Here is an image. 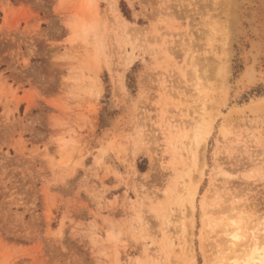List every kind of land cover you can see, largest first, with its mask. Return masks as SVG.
<instances>
[{
  "label": "rangeland",
  "instance_id": "rangeland-1",
  "mask_svg": "<svg viewBox=\"0 0 264 264\" xmlns=\"http://www.w3.org/2000/svg\"><path fill=\"white\" fill-rule=\"evenodd\" d=\"M260 2L0 0V264L264 257Z\"/></svg>",
  "mask_w": 264,
  "mask_h": 264
},
{
  "label": "bare ground",
  "instance_id": "bare-ground-1",
  "mask_svg": "<svg viewBox=\"0 0 264 264\" xmlns=\"http://www.w3.org/2000/svg\"><path fill=\"white\" fill-rule=\"evenodd\" d=\"M230 1V0H229ZM240 1H244V0H240ZM238 2V1H237ZM230 3V2H229ZM238 5V4H237ZM229 7H230V12L233 10V2H232V4H231V6L229 5ZM223 8V7H222ZM239 8V7H238ZM232 9V10H231ZM237 10H239V9H237ZM240 12V11H239ZM242 12H243V10H242ZM228 13H229V11H228ZM234 13V12H233ZM233 13H232V16H233ZM237 13H238V11H237ZM238 15V14H237ZM227 16V15H226ZM247 16V15H246ZM234 17V16H233ZM242 17H244V15L242 16ZM258 20H257V22H256V26L254 27V29H255V37H257V41H256V43L254 44L255 46V53L252 55V57H251V60L249 61V64L247 65V63H246V65H247V67H245L246 69H245V71H246V76H248L250 79L251 78H254V76H257L254 72H257L258 71V67H259V65H260V63H261V60H260V56L262 55V56H264V3L263 2H260V14H259V17L257 18ZM232 20V19H231ZM237 20V19H236ZM241 20H238V22L237 23H239ZM242 21H243V19H242ZM244 22V21H243ZM244 24V23H243ZM246 24V23H245ZM232 25H233V21H232ZM235 27H236V25H235ZM242 27H244V26H242ZM236 28H239L238 26L236 27ZM236 28H235V30H236ZM234 30V31H235ZM240 31H241V29H240ZM229 33H230V31H229ZM242 33V32H241ZM237 34H239V33H237ZM245 35V34H244ZM214 36V35H213ZM234 37V36H233ZM232 37V38H233ZM236 37V36H235ZM245 37V36H244ZM242 39H243V37H242ZM229 41H231V40H229ZM242 41V40H241ZM240 41V42H241ZM245 41V40H244ZM243 41V42H244ZM229 43V42H228ZM240 44V43H239ZM242 44V43H241ZM245 45V44H244ZM238 46V45H237ZM240 46V45H239ZM247 47V46H246ZM239 52H241V51H239ZM244 52H246V51H244ZM243 52V53H244ZM244 55H245V53H244ZM239 56H241V54L239 55ZM243 58V57H242ZM241 58V59H242ZM250 58V57H249ZM245 60V58L244 59H242V62ZM248 62V61H247ZM245 63H244V65H245ZM195 64V63H194ZM243 64V63H242ZM262 67V66H261ZM239 68V67H238ZM248 69V70H247ZM261 71V70H260ZM227 72V71H226ZM239 72V71H238ZM262 72V71H261ZM240 74V73H239ZM263 74V73H262ZM215 75H216V73H215ZM241 75V74H240ZM243 75V74H242ZM194 76V75H193ZM213 76V75H212ZM261 76V75H260ZM259 76V77H260ZM224 77H226V76H224ZM220 78V77H219ZM243 78V77H242ZM247 78V77H246ZM262 78V77H261ZM223 79V78H222ZM222 79H220V80H222ZM249 79V80H250ZM259 79V78H258ZM264 79V78H263ZM242 80V79H241ZM239 81L240 83H242V81ZM244 80H245V77H244ZM243 80V81H244ZM252 80V79H251ZM256 80V79H255ZM259 80H262V79H259ZM214 81V80H213ZM238 81V80H237ZM253 81V80H252ZM235 82H236V79H235ZM263 82V81H262ZM237 83V82H236ZM247 84V83H246ZM246 84H245V88H246ZM257 85V84H256ZM261 85V84H260ZM223 86V85H222ZM233 86V85H232ZM235 86H236V84H235ZM248 86H249V84H248ZM247 86V87H248ZM253 86H254V84H253ZM236 88H237V86H236ZM257 88V87H256ZM223 89V88H222ZM240 91V90H239ZM243 91V90H242ZM237 94V93H236ZM263 256V255H262ZM262 256H259V258H257V264H264V257H262Z\"/></svg>",
  "mask_w": 264,
  "mask_h": 264
}]
</instances>
